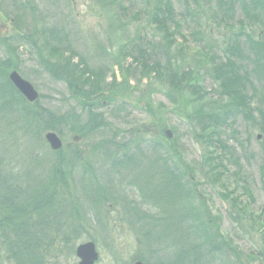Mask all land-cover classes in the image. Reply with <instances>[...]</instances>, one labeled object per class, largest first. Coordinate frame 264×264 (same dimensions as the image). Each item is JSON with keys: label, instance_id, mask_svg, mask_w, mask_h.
<instances>
[{"label": "rangeland", "instance_id": "obj_1", "mask_svg": "<svg viewBox=\"0 0 264 264\" xmlns=\"http://www.w3.org/2000/svg\"><path fill=\"white\" fill-rule=\"evenodd\" d=\"M222 1L224 8L232 9H225L228 15L222 13L224 8H218L217 0H172L179 24L176 29L181 33L172 39L170 61H177L181 69H192L207 98L220 91L209 75L210 60H225L224 50L231 40H238L244 52L248 51L246 37L264 41V23L239 26L243 18L240 6ZM124 2L129 9L119 19L114 10L95 0H0V84L11 70H16L38 92V106L56 113L74 109L79 122L72 126H80L84 120L81 104L71 98L66 82L54 75L65 71L67 55L73 51L76 57L71 60L76 62L80 56L89 69L101 71L100 85L105 93L97 102L91 98L86 101L105 126L79 141L72 139L76 134L70 123L66 128L49 130L60 137L59 150L49 147L44 139L48 130L41 124L34 126L32 116L28 123H20L23 129H13L16 113L0 111V175L4 187L23 188L27 180H35L37 175L46 178L57 163L61 165L56 198L60 204L54 209L58 217L49 231L56 240L53 248L43 253V263L77 264L74 249L87 241H92L99 253L95 264H133L145 257L154 263L161 258L165 264L173 262L172 225L164 231L160 225L152 228L151 236H160L159 241L144 243L147 237L138 231L132 212L129 214L125 207L132 203L139 215L160 217L166 219L165 225L173 224L166 212L152 207L139 192V186L158 187L151 179L152 170L145 169H149V159L153 160L150 145L159 143L170 155L168 163L173 162L184 172L194 222L213 234L218 243L212 264H264V179L259 173L264 146V83L250 77L251 82L246 84L253 98L252 118L238 114L221 129L222 140L236 150L237 163L224 159L227 172L214 177L209 168L211 148L188 120L190 95L168 88L160 73L142 69L141 60L119 54L120 48H130L128 40L136 32L148 52L162 40L160 31L145 21V14L133 16L142 5L136 0L132 6ZM257 5V11L264 14V5ZM51 26L59 28V42L44 33ZM147 40L151 43L145 44ZM56 42L68 50L57 52L53 47ZM246 54L254 57L252 52ZM243 66L250 67L246 63ZM16 103L21 107V102ZM27 108L33 112L37 105ZM6 117L13 120L11 126ZM25 126L30 127L28 132ZM114 146L119 147L113 151ZM138 148L145 157L137 152V168L136 161L112 166ZM155 194L162 198L159 192ZM3 209L0 205V218ZM56 229L60 232H54ZM57 239L63 241L58 243ZM2 243L0 236V264H12Z\"/></svg>", "mask_w": 264, "mask_h": 264}, {"label": "trees", "instance_id": "obj_2", "mask_svg": "<svg viewBox=\"0 0 264 264\" xmlns=\"http://www.w3.org/2000/svg\"><path fill=\"white\" fill-rule=\"evenodd\" d=\"M95 1L110 11L114 10L115 18L122 19L129 9L124 5V1L128 2V6H132L134 0ZM150 2H152L151 7ZM230 2L233 5L238 4L242 9L243 18L239 20V26L244 27L247 24L251 26L256 22L264 23V14L257 11V3L264 5V0H230ZM139 3L142 6L135 11L133 16L138 18L141 14H145V21L160 31L161 43L155 45L154 51L148 52L147 48L143 47L136 32L135 36L128 40L132 44L130 48H120L119 54L123 58L132 56L135 61L141 60L142 69L146 68L147 73H152V71L158 75L160 73L163 79L166 80L168 88L180 93L187 92L190 95L192 109L188 120L200 133L202 141L211 148V160L209 159V161L212 164L209 165V168L214 171L213 176L223 175V172L225 174L228 169L227 165L223 163L224 159L226 161H236L237 163V158L235 148L222 140L220 131L238 114H241L244 118H252L253 111L250 105L253 98L249 95L246 84L251 82L250 77L264 83V41L251 40L250 36L246 37L244 45L248 49L247 52H252V56H254L250 57L249 54L244 55L247 52H244V47L238 40H231L229 46L224 50L225 60H219L218 62L210 60L209 75L212 80L217 81L220 91L213 97L209 96L207 98L206 89L196 80L192 69H181L177 61H170L172 58V39L176 33H181L180 30L178 32L176 29L179 24L175 20L172 0H136V4L139 5ZM217 4L218 8H224L222 0H217ZM225 9L232 11L231 8L225 7L222 11L224 15H228ZM141 10L144 12L142 13ZM231 16L230 14L229 17ZM225 21L227 20L225 19ZM58 29L51 26L44 33H48L51 39L59 42ZM57 42L53 45L54 49L57 52L65 53L68 49L65 46H60ZM148 43L151 42L149 40L145 41V44ZM73 56L76 57V53L71 51L67 55L69 63H67V66L65 65V71L63 70L62 73L54 72V75L66 82L71 98L77 101L79 105L81 104L80 109L84 111L82 116L84 120L80 126H72V123L79 122L78 114L73 113L74 109L56 113L53 110L38 106L37 99L34 102H28L15 89L8 77H5L3 78V84H0V111L6 114L16 113L17 115L16 124H13V120L6 117L8 126L13 124V129H23L24 125L20 123L25 124L32 119L34 126H40L41 124V128L54 131L59 130V127L66 128L67 123H70L71 131L74 130V134H78L81 138H86L89 134L105 126V122L98 112L92 111L90 102H86L89 100L88 98L97 102L105 95L100 85L101 71H98V68L95 70L89 69L80 56L77 57L76 62L71 60ZM148 60H152V62L148 63ZM245 63L250 66L248 69L244 68L243 64ZM16 100L21 102V107L17 106ZM36 105L37 108L33 112H30L27 108V106L35 107ZM94 105L93 103V107ZM30 116H32L31 119ZM24 128L28 132L30 127L25 126ZM261 130L264 132V127L261 126ZM212 143H215V145ZM122 145L124 146V144ZM116 147L119 146H114L113 151L116 150ZM148 150L152 154L153 160L149 159L147 162L149 169L145 170H152L150 174L152 178H150L156 180L155 185L158 187L151 189L150 186L148 188L139 186V192L144 200H148L150 204H153L152 207L158 206L157 208H160L162 212H166V216H169L173 224H166V226V219L152 218L142 213L139 215L134 210L132 203L126 204L125 207H128L129 214L132 212L131 215L135 218L138 231L145 238L147 237L143 242L147 244H150V242L157 243L160 236L152 237L151 229L160 225L164 231L172 225L174 251L171 264H212L219 246L218 243H215L212 237L213 234L209 235L199 227L202 225L197 226L194 222L196 218L191 208L188 207L189 194L186 190L187 185L183 170L181 171L175 164H172L173 162L168 163L170 155L164 148L160 147L159 143L150 145ZM137 152L141 153V150L138 148L131 154H123L125 158L122 163L115 161L112 166L131 165L133 161H139ZM142 156L144 155L142 154ZM260 165L259 173L264 179V146L263 161ZM138 166L137 162L136 168ZM60 169L61 165L57 163L56 167L52 168L49 176L39 179L40 175H37L35 180L32 178L27 180L33 182V186L26 181L23 188H17L14 185L4 187L0 175V205L4 207L0 218V236L6 251V257L11 260L12 264H44L43 253L53 248L56 239L49 236V231L54 224V220L58 217L54 209L57 210L60 204L56 202L58 186L61 184L60 177H62ZM155 192H159L162 198H158ZM172 200L173 204H170ZM54 232H60V230ZM62 241L61 239L58 243ZM140 260L144 264H165L162 258L159 263L150 262L148 257Z\"/></svg>", "mask_w": 264, "mask_h": 264}, {"label": "water", "instance_id": "obj_3", "mask_svg": "<svg viewBox=\"0 0 264 264\" xmlns=\"http://www.w3.org/2000/svg\"><path fill=\"white\" fill-rule=\"evenodd\" d=\"M8 80L15 89L28 101L34 102L38 98V92L33 85L19 75L16 70H11L8 75ZM167 138L170 137V132L165 131ZM44 138L52 150H58L62 147V141L59 136L53 131H48L44 134ZM74 141H79L80 136L73 135ZM75 255L78 258L77 264H95L99 259V253L96 250L95 244L92 241L79 243L75 247ZM133 264H143L140 260H136Z\"/></svg>", "mask_w": 264, "mask_h": 264}]
</instances>
